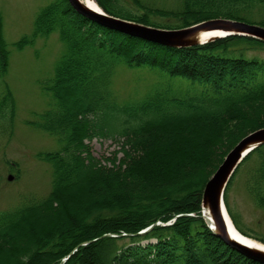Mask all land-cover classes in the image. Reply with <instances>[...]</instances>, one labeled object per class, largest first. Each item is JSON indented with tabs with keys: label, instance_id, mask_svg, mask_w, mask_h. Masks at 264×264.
<instances>
[{
	"label": "trees",
	"instance_id": "trees-1",
	"mask_svg": "<svg viewBox=\"0 0 264 264\" xmlns=\"http://www.w3.org/2000/svg\"><path fill=\"white\" fill-rule=\"evenodd\" d=\"M95 1L108 14L158 28L217 18L264 27V0H179L172 10L140 0L136 10L123 0ZM56 29L67 51L45 87L54 106L32 124L54 135L60 148L38 154L53 169L50 193L0 211V251H12L11 264H264L226 244L200 217L208 179L240 139L264 127V58L255 54L264 40L230 35L171 47L102 26L68 0H55L14 45L24 49ZM9 52L1 35L0 120L12 122ZM121 64L158 74L138 103L116 99ZM93 137L118 139L121 157L101 163L86 143ZM239 173L264 211V143L241 161L224 196L237 229L251 236L227 199Z\"/></svg>",
	"mask_w": 264,
	"mask_h": 264
},
{
	"label": "rangeland",
	"instance_id": "rangeland-1",
	"mask_svg": "<svg viewBox=\"0 0 264 264\" xmlns=\"http://www.w3.org/2000/svg\"><path fill=\"white\" fill-rule=\"evenodd\" d=\"M54 1L0 0V36L2 35L10 51L5 80L10 85L16 102L12 122L0 120V211H12L24 204L40 201L52 189V166L40 159L38 154L58 150L60 145L54 135L32 123L39 120L40 114L54 106L52 93L45 87L54 78L56 66L67 51V44L60 38L57 29L48 35L37 36L35 42L24 49L19 50L14 44L32 34L40 11ZM123 1L129 8L137 9L135 0ZM140 1L150 7L166 10L176 9L180 5L179 0ZM154 19L161 23L176 22L174 18L162 16H154ZM255 54L264 58V50ZM157 76L158 74L148 69L119 65L113 79L118 103L126 105L143 100L152 92ZM74 92L72 90L71 94L74 95ZM87 118L92 121L94 116L88 115ZM86 143L92 155L105 165L110 166L111 159L122 155L118 139L93 137L87 139ZM227 199L241 227L251 236L264 239V211L248 192L242 173L233 179L227 191ZM13 258L9 249L0 251V264H11Z\"/></svg>",
	"mask_w": 264,
	"mask_h": 264
},
{
	"label": "water",
	"instance_id": "water-1",
	"mask_svg": "<svg viewBox=\"0 0 264 264\" xmlns=\"http://www.w3.org/2000/svg\"><path fill=\"white\" fill-rule=\"evenodd\" d=\"M68 2L79 14L105 27L171 47H190L230 35L251 36L264 40L263 26L250 24L239 20L217 18L182 28L165 29L145 25L108 14L98 5L97 2V8H92L87 4H84L81 0H68ZM203 29L216 31L217 35L203 41H198L195 36L200 30ZM263 143L264 127L250 132L244 136L227 153L222 163L207 181L203 191L202 207L204 205L208 206L212 216L209 217L207 215L205 216L204 213L201 214V217L205 220L207 227L217 237L222 239L226 244L242 253L249 259L261 263H264V250L236 241L231 237L225 218V215L228 211L224 202V192L230 178L241 161L253 149ZM152 227L153 225L142 230L140 233H145ZM107 235L110 234H106L105 236ZM65 260L66 259H64V261Z\"/></svg>",
	"mask_w": 264,
	"mask_h": 264
},
{
	"label": "bare ground",
	"instance_id": "bare-ground-1",
	"mask_svg": "<svg viewBox=\"0 0 264 264\" xmlns=\"http://www.w3.org/2000/svg\"><path fill=\"white\" fill-rule=\"evenodd\" d=\"M84 4H87L88 6L92 7V8H97V3L95 0H81ZM217 35L216 31H212V30H200L197 34H196V39H198V41H203L209 38H212L213 36ZM205 188V187H204ZM201 213L205 214V216H209L211 217V211L209 209L208 206H203L202 207V211ZM201 217V216H200ZM226 218V222H227V226L228 229L230 231V235L233 239H235L236 241L245 243L247 245H250L252 247L255 248H260L262 250H264V242H261L257 239H254L252 237H249L247 235H244L242 232H240L237 227L235 226L234 222L232 221L229 213L227 212V214L225 215Z\"/></svg>",
	"mask_w": 264,
	"mask_h": 264
}]
</instances>
